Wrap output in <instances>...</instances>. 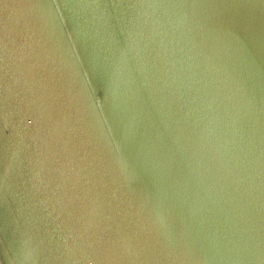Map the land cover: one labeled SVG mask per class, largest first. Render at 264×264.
Listing matches in <instances>:
<instances>
[{"label":"water","instance_id":"95a60500","mask_svg":"<svg viewBox=\"0 0 264 264\" xmlns=\"http://www.w3.org/2000/svg\"><path fill=\"white\" fill-rule=\"evenodd\" d=\"M0 264H264V0H0Z\"/></svg>","mask_w":264,"mask_h":264}]
</instances>
